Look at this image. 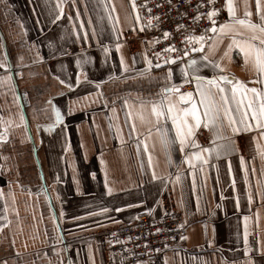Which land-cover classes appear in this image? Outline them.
Instances as JSON below:
<instances>
[{
  "label": "crops",
  "instance_id": "1",
  "mask_svg": "<svg viewBox=\"0 0 264 264\" xmlns=\"http://www.w3.org/2000/svg\"><path fill=\"white\" fill-rule=\"evenodd\" d=\"M137 1L0 0V264H114L111 230L173 212L184 218L183 239L143 264H264V128L233 104L236 125L201 126L199 147L181 151L176 141L165 150L157 128L172 138L175 130L170 119L157 123L151 102L172 85L198 100L193 76L216 71L189 69L185 82L187 65L149 64ZM247 3L259 22L255 0ZM233 4L242 17L244 0ZM218 33L198 64L207 55L230 78L264 89L239 49L224 55L232 34ZM214 133L225 147L201 152Z\"/></svg>",
  "mask_w": 264,
  "mask_h": 264
},
{
  "label": "snow or ice",
  "instance_id": "2",
  "mask_svg": "<svg viewBox=\"0 0 264 264\" xmlns=\"http://www.w3.org/2000/svg\"><path fill=\"white\" fill-rule=\"evenodd\" d=\"M255 4L259 22H253L251 19L252 12L248 10L247 0H244L245 10L242 17H237L233 0H225L229 20L219 25L218 34L221 36L232 34L231 41L224 55L230 59V50L233 47L239 49V54H242L245 65L250 64L258 75V79L254 82L264 83V0H255ZM216 12V9L210 11L208 18L211 20ZM208 30L212 32L217 31L215 20H212V28ZM164 35L167 36L168 33L165 32ZM237 37L241 38L238 39ZM187 39L201 42L204 40V37H187ZM117 49H119V45H117ZM211 49L212 45H209V50L211 51ZM170 50L174 51L175 49ZM192 50L197 51L196 48ZM199 50L203 51V44H201ZM105 52H107V49H105ZM185 55H187V52H185ZM200 60L204 63L198 64L197 60L192 59L189 60L185 68L181 69L185 82H188L189 69H191L192 73H196L199 72L200 67L211 66L216 71V74L211 78L199 75L193 76L192 79L196 82L195 92L196 96L199 97L198 100L193 97L192 92L180 93L179 88L176 85H172L171 87L162 89L164 95L159 101L151 102V114L156 117L157 123L159 124L162 119H170L172 121V128L175 130V137L172 138L169 136L167 128H157V131L161 133V144L165 150H168L176 141L179 142L181 151L184 150L185 144L188 143L193 148L199 147L192 140V137L194 136L195 129L201 126L216 128L221 124L222 119H227L230 125H236L237 122L233 116V108L231 107L233 104L235 105V111L242 113L243 120H248L250 116L251 120L256 122L257 128H264V89L249 88L243 81L230 78L221 63L210 60L207 55H202ZM166 62L173 63L174 61L169 60ZM148 63L150 64V61ZM77 65H80V60H77ZM156 66L159 67V64ZM121 67H124L123 57H121ZM171 75L172 70L169 69L167 78L171 79ZM222 82L230 85V88L222 86ZM61 83H64V81H61ZM174 93L178 95V101L171 99V95ZM217 94L219 95V100L216 99ZM180 102H183L186 106L179 107L178 104ZM57 119H59V112H57ZM251 127V124H245L244 130H249ZM133 130H135L134 127ZM232 130L233 132H237L241 129L233 127ZM261 136H264V132L261 133ZM0 139H3L2 135H0ZM218 139H224V137L214 133L212 146L201 149V152L209 154L215 152L219 155V150L224 148L225 145L215 144V140ZM201 152H194L192 155L196 159H202ZM241 160L243 163V158ZM188 162L191 163L190 159ZM204 162L206 163L207 161L205 160ZM153 179H158L155 172L153 173ZM103 211H106V209ZM247 219L245 217V220ZM247 253V231H245V254L247 255ZM249 264H252V262L249 261Z\"/></svg>",
  "mask_w": 264,
  "mask_h": 264
},
{
  "label": "built area",
  "instance_id": "3",
  "mask_svg": "<svg viewBox=\"0 0 264 264\" xmlns=\"http://www.w3.org/2000/svg\"><path fill=\"white\" fill-rule=\"evenodd\" d=\"M213 9L217 12L210 20L208 13ZM134 11L145 29L148 58L154 67L159 64L158 68L188 65L200 53L201 44L203 48L206 45L212 20L217 29L224 21L218 0H138ZM198 36L204 40L187 39ZM169 60L174 62L167 63ZM184 233V218L179 213H167L157 219L142 214L135 223L111 230L107 241L114 264H142L173 248Z\"/></svg>",
  "mask_w": 264,
  "mask_h": 264
}]
</instances>
